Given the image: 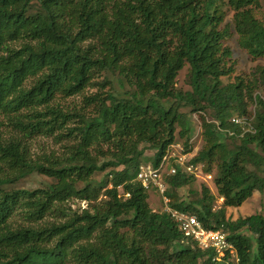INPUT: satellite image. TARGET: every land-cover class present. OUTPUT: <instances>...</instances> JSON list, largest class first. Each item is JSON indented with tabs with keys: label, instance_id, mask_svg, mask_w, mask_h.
Segmentation results:
<instances>
[{
	"label": "trees",
	"instance_id": "trees-1",
	"mask_svg": "<svg viewBox=\"0 0 264 264\" xmlns=\"http://www.w3.org/2000/svg\"><path fill=\"white\" fill-rule=\"evenodd\" d=\"M262 1L0 0V264H226L151 208L136 179L146 150L157 167L177 136L189 148L190 113L204 114L191 161L215 172L224 202L215 208L206 186L182 198L195 176L179 168L170 206L225 232L239 264H264V216L226 215L264 191V66L223 81L234 73L229 12L239 46L264 58ZM185 66L188 91L176 88ZM39 137L58 151L35 154ZM32 174L51 182L13 186Z\"/></svg>",
	"mask_w": 264,
	"mask_h": 264
},
{
	"label": "rangeland",
	"instance_id": "rangeland-1",
	"mask_svg": "<svg viewBox=\"0 0 264 264\" xmlns=\"http://www.w3.org/2000/svg\"><path fill=\"white\" fill-rule=\"evenodd\" d=\"M258 18H264V0L261 3V7L255 10ZM224 24H229L231 28V36L226 40L225 45L228 46L232 52V61L234 67V73L230 77H224L223 81L225 83L233 81L235 76L238 75H249L257 66H264V58L253 59L250 55L243 50L237 41V34L234 31V27L232 25V12H229L225 18ZM188 74V66H185L179 73L176 81V88L182 91L190 90V86L187 80ZM102 80V79H100ZM98 88V87H95ZM108 89V88H107ZM106 89V90H107ZM96 89H90L89 92L95 91ZM261 94L264 98V91H261ZM67 105H79L81 102L80 97L68 98L62 101ZM201 116H204L203 113H190L189 120L191 123V132H190V141L189 148L187 149L184 145V140H181L177 136V140L173 145H176L174 149L177 151L183 150L184 152L189 150L192 154V157L195 156L199 150L202 148L204 143L202 137V126H201ZM7 129L5 127H0V134L7 135ZM180 147H177V146ZM59 144L55 143L54 139L51 137H39L32 143V151L35 154L49 153L51 151H58ZM107 149V147H104ZM105 149V150H106ZM155 156L154 149H148L145 151L143 155V159H152ZM107 160V158L102 159ZM143 160L142 164L152 165V163H147L149 161ZM172 163V160L169 164ZM170 166V165H169ZM169 166H166V172L168 171ZM108 170L100 172L96 178L97 180H103L106 178ZM213 175V179H208L205 174H198L195 176V179L182 188L179 192L182 198H186L187 200H196L201 197V193L203 190V186L209 188L211 194L216 197L214 207L217 208L221 206L224 202L223 198H220L217 193V188L214 184V176L215 172L211 173ZM51 182L50 179L45 176L32 174L22 180H19L13 186L16 188H29L34 189L38 187H42L46 183ZM149 194V203L151 208L154 210L163 212L164 211V203L162 201L161 195L158 192L150 191ZM73 209L84 208L87 206L86 202H80L78 200L70 201L69 203ZM254 214H261L264 216V191H255L253 195L247 199L241 206L238 207H227L226 215L231 220H237L241 217H247Z\"/></svg>",
	"mask_w": 264,
	"mask_h": 264
},
{
	"label": "built area",
	"instance_id": "built-area-1",
	"mask_svg": "<svg viewBox=\"0 0 264 264\" xmlns=\"http://www.w3.org/2000/svg\"><path fill=\"white\" fill-rule=\"evenodd\" d=\"M232 121L245 128V131L251 129L250 121L246 118L234 117ZM176 145H171L161 163L156 167L153 165L142 164L137 174V180L147 191L158 192L164 203V212L169 213L178 224L184 239L195 242L202 249H212L214 259L226 264H239V257L234 245L228 240L225 232L220 230L207 229L199 221L196 215L187 211H178L170 206V199L167 196L169 184L167 176L174 175L180 168L182 171L198 176L205 174L208 179H213L211 173L203 170L202 164H195L191 160L190 151H177ZM177 147H180L179 145ZM172 160V163L169 162ZM170 165V166H169ZM166 166H169L166 172Z\"/></svg>",
	"mask_w": 264,
	"mask_h": 264
}]
</instances>
